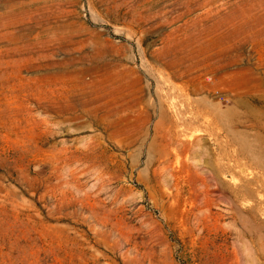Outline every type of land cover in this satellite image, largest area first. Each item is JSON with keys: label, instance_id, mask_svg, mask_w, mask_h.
<instances>
[{"label": "rangeland", "instance_id": "374dc122", "mask_svg": "<svg viewBox=\"0 0 264 264\" xmlns=\"http://www.w3.org/2000/svg\"><path fill=\"white\" fill-rule=\"evenodd\" d=\"M0 264H264V0H0Z\"/></svg>", "mask_w": 264, "mask_h": 264}]
</instances>
